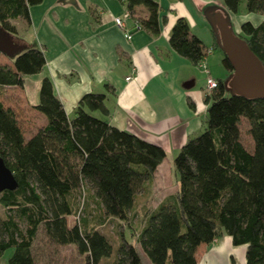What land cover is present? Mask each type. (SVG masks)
<instances>
[{
  "label": "trees",
  "instance_id": "obj_1",
  "mask_svg": "<svg viewBox=\"0 0 264 264\" xmlns=\"http://www.w3.org/2000/svg\"><path fill=\"white\" fill-rule=\"evenodd\" d=\"M125 5L133 30L159 33L160 6L153 0H118ZM243 0H223L222 11L237 14ZM41 0H0V29L15 33L12 20H29V8ZM141 6L146 16L137 14ZM246 14L263 20L244 21L238 37L264 68V0H245ZM95 19L97 13L90 9ZM216 42L215 34L212 31ZM171 49L197 65L206 56L203 42L178 18L169 34ZM215 50L219 49L214 43ZM1 53V50H0ZM43 53L28 47L10 65L0 64V96L5 87L22 88L26 76L39 74ZM228 73L230 66L222 56ZM106 91H113L105 85ZM106 93H86L71 118L43 78L32 108L46 124L28 139L12 108L0 100V158L17 182L0 193V259L12 249L8 264H36L33 244L41 230L55 245L72 246L83 264H141L134 241L150 264H197V251L222 236L245 246V264H264V100L226 94L224 81L205 96L204 130L189 138L174 158L177 190L150 210L141 206L138 223L133 207L165 151L93 115L108 114ZM247 122L252 145L241 141L240 122ZM86 189L104 217L131 229L113 246L109 235L87 218L71 226L76 195ZM102 221V220H101ZM118 226V225H117ZM136 228L138 230H136ZM136 231V234L134 233Z\"/></svg>",
  "mask_w": 264,
  "mask_h": 264
},
{
  "label": "crops",
  "instance_id": "obj_2",
  "mask_svg": "<svg viewBox=\"0 0 264 264\" xmlns=\"http://www.w3.org/2000/svg\"><path fill=\"white\" fill-rule=\"evenodd\" d=\"M153 1L160 6L156 36L142 29L133 30V22L126 19V31L131 34L130 40H126L124 30L114 24L115 18H123L127 12L118 0H41L29 8V20L11 21L15 33L0 29L3 37L24 50L37 48L44 56L42 71L33 77L26 76L22 88L5 87L18 90L22 94L19 96L22 109L37 115L31 135L47 122L44 115L32 108L38 103L43 78L51 82L68 118L73 116L84 94L107 92L108 114H93L98 113L108 124L164 151L180 150L203 127L206 78L217 81L221 79L217 75L228 76L227 70H221L222 58L220 63L205 14L210 8L222 11L223 0ZM90 9L96 11L97 18L92 17ZM225 13L236 33L244 21L257 25L263 20V16L244 11L240 15ZM137 14L144 17L146 10L139 6ZM178 18H184L190 32L204 44L206 56L197 65L175 53L169 45L170 30ZM12 60L13 57L0 53V64L10 65ZM29 80L36 87L34 95L27 88ZM105 85L113 91H106ZM232 250L235 248L230 237L222 236L199 247L197 264H235ZM244 252L245 246L240 264H245Z\"/></svg>",
  "mask_w": 264,
  "mask_h": 264
},
{
  "label": "rangeland",
  "instance_id": "obj_3",
  "mask_svg": "<svg viewBox=\"0 0 264 264\" xmlns=\"http://www.w3.org/2000/svg\"><path fill=\"white\" fill-rule=\"evenodd\" d=\"M244 7H245V0H243L239 5L238 15L243 13V11L245 13ZM231 28L234 34L237 35L238 33H236L233 26H231ZM2 33L3 32H1L0 35H2ZM18 46L20 47L21 45ZM21 52L22 51H19V53ZM215 53L216 55L220 56V63H221V58L223 56L222 51L220 49H217L215 50ZM220 67L221 70H224L222 64L220 65ZM227 74L229 75V73ZM217 76L221 78L222 81H225L228 77V76L226 77V75L223 76L221 74ZM29 81L31 82H28L27 88L34 95L36 87L34 86V82L32 80ZM18 93L19 91L14 88L4 89L2 95L0 96V100L5 106L7 105L14 106V108L12 109H14L15 114H17L16 116L20 119L24 138L28 139L31 136L34 125L36 124L37 115L33 113V115L35 116H32L30 115L31 113L29 114V112L26 111V109H22L23 102L19 100V96L21 98L22 94L21 93L18 94ZM226 94L227 95L229 94V91L227 89H226ZM97 115L98 113H95V116ZM204 126L205 125H203V127L195 135H192L191 137L199 135L204 130L205 128ZM240 131H241L240 132L241 141L247 148H250L252 142L250 136L247 133V122L244 119H242L240 122ZM178 152L179 149L175 151L166 150L165 158L162 161L161 166L155 170V172L152 174L151 179L145 183L144 189L142 191H139V193H137L135 199V205L133 207L134 211L137 212L136 218L134 220L136 223H138L139 218L141 217V213H142V210L140 208L141 206L146 205L149 209H152L157 205V203L161 202L163 198L176 192L178 187L177 186L178 178L174 171V158ZM76 202H77V210L73 216L67 218L68 226H71L78 221L84 220V218H87L90 223H95L96 220L98 222L97 228L102 232L106 233L107 235H109V238L113 246L117 244V239L120 238V235H124V236L126 235V237L128 238L127 240H130L129 231H131V229L128 228V225L118 220L104 217L101 209L96 204L95 200L92 199L90 193L86 189L83 188L81 189L80 192L77 193ZM0 216H4V209L2 208L1 205H0ZM136 230L138 229L136 228ZM134 233L136 234V231ZM131 242L138 250L141 264H150L147 258L145 257V255L141 252L139 246L134 241ZM33 248H34V257L36 260V264H83L84 263L82 257L77 255L76 251L72 246L53 244L47 237H45V235L41 230L39 231L38 237L33 244ZM234 248L235 250H232L233 261L235 262V264H240L243 261L242 259H243L244 246H234ZM12 251L13 250L10 248V249H6L2 253L0 264H8V259L11 256Z\"/></svg>",
  "mask_w": 264,
  "mask_h": 264
},
{
  "label": "water",
  "instance_id": "obj_4",
  "mask_svg": "<svg viewBox=\"0 0 264 264\" xmlns=\"http://www.w3.org/2000/svg\"><path fill=\"white\" fill-rule=\"evenodd\" d=\"M206 18L215 34L216 44L226 58L231 73L224 81L230 95L250 100H264V68L260 60L249 49L246 42L234 34L229 17L216 8L206 12ZM1 53L15 57L24 47L0 35ZM20 54V53H19ZM17 182L0 158V193L14 190Z\"/></svg>",
  "mask_w": 264,
  "mask_h": 264
},
{
  "label": "built area",
  "instance_id": "obj_5",
  "mask_svg": "<svg viewBox=\"0 0 264 264\" xmlns=\"http://www.w3.org/2000/svg\"><path fill=\"white\" fill-rule=\"evenodd\" d=\"M130 18V14L129 12H126L123 16V18H115L114 19V24L119 28V29H122L124 30L125 32V38L126 40H130L131 38V34L129 33V31H126V28H125V20L126 19H129ZM217 87V81L211 77H207L206 78V91L207 93H210L212 92L215 88Z\"/></svg>",
  "mask_w": 264,
  "mask_h": 264
}]
</instances>
